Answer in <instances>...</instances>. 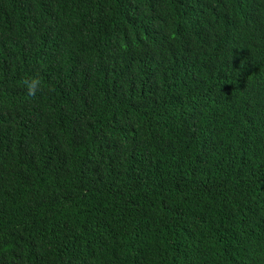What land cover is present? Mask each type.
I'll return each instance as SVG.
<instances>
[{"label": "trees", "instance_id": "1", "mask_svg": "<svg viewBox=\"0 0 264 264\" xmlns=\"http://www.w3.org/2000/svg\"><path fill=\"white\" fill-rule=\"evenodd\" d=\"M0 264H264V0H0Z\"/></svg>", "mask_w": 264, "mask_h": 264}, {"label": "clouds", "instance_id": "2", "mask_svg": "<svg viewBox=\"0 0 264 264\" xmlns=\"http://www.w3.org/2000/svg\"><path fill=\"white\" fill-rule=\"evenodd\" d=\"M35 86V81L33 82V84L30 86V90H31V87H34Z\"/></svg>", "mask_w": 264, "mask_h": 264}]
</instances>
